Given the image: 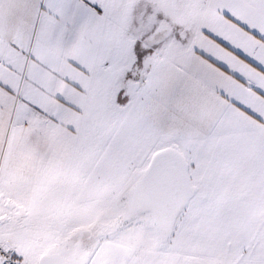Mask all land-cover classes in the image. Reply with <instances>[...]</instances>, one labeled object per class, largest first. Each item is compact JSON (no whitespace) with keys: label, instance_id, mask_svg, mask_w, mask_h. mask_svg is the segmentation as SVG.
Wrapping results in <instances>:
<instances>
[{"label":"snow or ice","instance_id":"snow-or-ice-1","mask_svg":"<svg viewBox=\"0 0 264 264\" xmlns=\"http://www.w3.org/2000/svg\"><path fill=\"white\" fill-rule=\"evenodd\" d=\"M0 264H264V0H0Z\"/></svg>","mask_w":264,"mask_h":264}]
</instances>
